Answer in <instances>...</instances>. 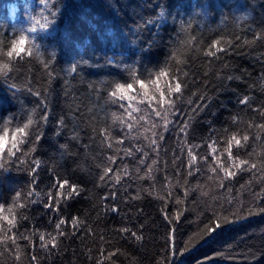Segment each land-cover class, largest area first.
<instances>
[{
    "label": "trees",
    "instance_id": "1",
    "mask_svg": "<svg viewBox=\"0 0 264 264\" xmlns=\"http://www.w3.org/2000/svg\"><path fill=\"white\" fill-rule=\"evenodd\" d=\"M3 64L0 264H264V0H0Z\"/></svg>",
    "mask_w": 264,
    "mask_h": 264
},
{
    "label": "snow or ice",
    "instance_id": "2",
    "mask_svg": "<svg viewBox=\"0 0 264 264\" xmlns=\"http://www.w3.org/2000/svg\"><path fill=\"white\" fill-rule=\"evenodd\" d=\"M42 2H43V3L45 4V6L47 7L48 0H42ZM52 14L55 15V13H52ZM44 19H45V23H42V24H41V23H39V21L36 22L37 24H39L40 29H47V28L49 27L50 23H51L50 21H48L47 17H45ZM31 31H32V32H36V31H37V28L34 26V27L31 29ZM25 39H26L25 37H21V39H20L19 41H17L16 43H14V44L12 45V51H9V52L7 53V55H8L9 57L13 56L14 53L17 54V55H19L20 51L23 50V45H24V43H25ZM29 54H31L30 51H29ZM8 68H9V65H8V64H3L2 66H0V73H4V70H5V69H8ZM160 75H166V73L161 72ZM140 84H141L142 87H144V82H143V81H140ZM132 88H133V84H131V83H129V84H118V85H117V89H118L119 91H121V92H123V91L126 90V89H132ZM180 90H181V84H180L179 82L175 83L174 88H170V89H169V91H175L176 93H179ZM113 95H116V93H113ZM160 95H161V99H163V98H164V93H163V91H161ZM121 99H124V97L121 96ZM129 99H131V97H129ZM168 102H169V104L172 103V101H170V100H169ZM159 114H160L159 112L156 113V115H159ZM31 124H32V119L29 118V120H28V124H27V125H25L24 127H17V128L15 129V133H16V135H14V136L11 137V140H12V148H15L16 145H17V135H23V136H26V135H27L26 129H27L28 126L31 125ZM182 130H183V129H182ZM7 136H8V132H7V131H5V132H3L2 134H0V152L3 151V145H4V142H5V138H6ZM233 139H235V138L233 137ZM247 139H248V137L245 136V137H244V140L247 141ZM236 144L239 145V144H240V141H239V140H236ZM9 151H11V149H9ZM229 155H231V153H229ZM192 159L194 160V157H193ZM36 163L38 164L39 162L36 161ZM241 163H246V162H245V161H241ZM255 167H256L255 164H252V165H251V168H255ZM108 171H111V169H106V170H105V174H107ZM228 174H229V175H232V173H228ZM102 179H103V177H102ZM118 179H119V178H117V181H118ZM61 187H62V185H61ZM178 203H179V202H178ZM0 211H2V209H0ZM229 222H231V221H229V219H228L227 217H224V218L222 219L221 223H217V224L214 225V228H219V227H221V224H227V223H229ZM9 223H11V221H9ZM60 223L62 224L63 221H61ZM73 223H75V221H73ZM59 227H60V225L58 224V225H57V228H59ZM210 232H211V229L209 230V233H210ZM133 235H135V234H133ZM40 239L43 241V240H44V237L41 236ZM53 240H54V238H53ZM53 240H49L48 243H53Z\"/></svg>",
    "mask_w": 264,
    "mask_h": 264
}]
</instances>
